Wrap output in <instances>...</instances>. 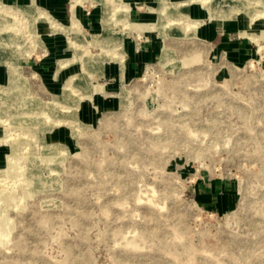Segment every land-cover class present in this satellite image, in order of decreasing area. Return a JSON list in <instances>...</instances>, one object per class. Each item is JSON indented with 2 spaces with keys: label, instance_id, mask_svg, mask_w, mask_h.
Wrapping results in <instances>:
<instances>
[{
  "label": "rangeland",
  "instance_id": "374dc122",
  "mask_svg": "<svg viewBox=\"0 0 264 264\" xmlns=\"http://www.w3.org/2000/svg\"><path fill=\"white\" fill-rule=\"evenodd\" d=\"M131 1L4 3L0 264H264V0L195 3L183 23L166 14L190 0ZM151 43L132 70L130 46ZM60 97L71 127L49 110L23 125L19 98Z\"/></svg>",
  "mask_w": 264,
  "mask_h": 264
},
{
  "label": "bare ground",
  "instance_id": "6f19581e",
  "mask_svg": "<svg viewBox=\"0 0 264 264\" xmlns=\"http://www.w3.org/2000/svg\"><path fill=\"white\" fill-rule=\"evenodd\" d=\"M209 1V0H208ZM230 1H232V5H231V9H228L227 11H229V10H231L230 11V13H228V14H230V15H233V16H236V14L237 13H239V12H244L245 10H247L249 7H252L253 6V4L248 0L247 2L246 1H244V3L242 4V2H241V0H236V1H234V0H230ZM199 2H201L202 3V5L203 6H205L206 5V2H207V0H190V1H186V2H179V3H176V4H174L172 7H173V14L171 15V16H169L168 14H166L168 17H166L170 22H181V23H183V22H185L186 20L188 21V19H187V17L186 16H183V18H176L175 16H177V14H179V12L180 13H184V12H188V10H189V6L190 5H192V4H195V3H199ZM227 2H228V0H220V1H217V0H214V3H213V5H212V7H210L209 8V11L210 12H212L213 14H216V15H218V14H223L224 12H225V10H226V8H224V6L227 4ZM262 1L261 0H259L258 1V3H261ZM240 4H242V6L240 7ZM179 7L181 8V10L179 11ZM176 8V9H175ZM204 8V7H203ZM178 9V10H177ZM13 9H12V7H10V6H8V5H4V3H0V21L2 20V19H4V20H6V18L7 19H9L8 20V22H6V23H4L3 24V27H1L0 28V62L1 63H4L5 61H6V64H11L12 63V60H14L13 59V55H12V53H11V51H9V48H6V46H8V43H10V41L12 40L11 38L9 39V40H7V39H5L4 38V32H7V31H9V30H14V28H13V26L12 25H10L9 24V22H10V19L12 18H14L15 17V13H13V11H12ZM26 10V12H28L29 13V11H31L32 12V10L31 9H29V8H27V9H25ZM38 13H40V12H38ZM248 13H250V12H248ZM247 12H245V14H248ZM44 14V13H43ZM226 14V13H225ZM238 15V14H237ZM259 15H261V14H253V15H251V16H253V17H255V16H259ZM224 18H227L228 16H224V15H222ZM38 18H39V16H37ZM27 21V25L25 26V29H23L24 30V34H25V36H26V33H28L29 32V30H35V21L33 22L32 20H28V19H26L25 21H23V19L21 20V22H26ZM20 22V23H21ZM51 24H53V23H51ZM196 25H198V23H195ZM193 25L192 26V29L193 28H195L196 27V25ZM19 26V25H18ZM31 30V31H32ZM6 38H8V37H6ZM14 40H13V42L14 41H18V39L16 38V37H14L13 38ZM7 40V41H6ZM97 44L98 45H103V42H101V39H97V38H94V40L93 41H91V42H89L88 43V46H91V45H96L97 46ZM106 52H108V51H105V53ZM5 53H9L8 54V57L6 56L5 57ZM104 53V52H103ZM2 76V75H1ZM11 81H13V80H10V82ZM84 81V80H83ZM72 83L73 82H69L68 84H67V87L69 88L70 86H72ZM68 88H66L65 90H67L68 91ZM70 89V92H74L75 90H74V88H69ZM15 90V89H14ZM14 90L10 87L9 88V86H7V88L6 87H4V88H2V92L5 94V96H3V95H1L0 96V109H2V110H6L7 108H9V106L11 105V102H10V99H12V101H16V99H14V98H12V97H17V95H15L14 93ZM76 92V91H75ZM7 94H8V96H7ZM11 94H13V95H11ZM63 98V97H62ZM61 97H60V99H58V101L56 102V100L55 101H53V103H46V104H44V105H40L39 103L37 104H32V103H34L35 101L34 100H32V99H30L29 100V98H19L20 100H21V104L22 105H20L19 106V104H18V109H22V108H24L18 115L19 116H21V118H24L25 119V122H23V125H31L30 124V122L29 121H33V122H39V120H38V116H39V112L41 111V110H44V111H48L49 110V114H51L49 117H48V119H49V121L50 120H55L56 118L58 119V121H65V123H66V125H67V127L69 126V127H71L70 125L72 124V122H71V117H69V119H64V120H60L59 118H58V116H57V114H56V111L57 112H59V109H60V105H61V100H63ZM4 99H7L8 101H6V100H4ZM18 99V100H19ZM3 100H4V103H3ZM31 101V102H30ZM26 103V104H25ZM68 103V102H67ZM52 106H51V105ZM70 104V103H69ZM63 105V107H62V109L64 110V108H65V110H68L69 109V106H67L66 105V103L65 104H62ZM65 106V107H64ZM15 107V106H14ZM16 108V107H15ZM30 110H32V111H30ZM6 112V111H5ZM30 113H32L30 116H28ZM67 113V112H66ZM11 114H15V112H11ZM59 115V114H58ZM56 117V118H55ZM6 121H7V119H6ZM55 121H57V120H55ZM47 122V120L45 121V123ZM15 124V123H14ZM13 124V125H14ZM18 125V124H17ZM14 128V127H13ZM18 128H20V127H18ZM24 128V127H23ZM22 128V129H23ZM16 129V128H15ZM25 129V128H24ZM30 130V129H29ZM29 130H23V131H18V130H14V132H16V133H18L19 132V134L20 135H23V136H26V137H30V138H33L32 137V133L29 131ZM70 130H72V129H70ZM10 135V134H9ZM34 136V135H33ZM16 138V137H15ZM26 139V138H25ZM19 140V139H18ZM12 141H13V138H12ZM27 141V140H26ZM15 144H16V140H15V142H14ZM22 144V143H21ZM25 144V143H24ZM13 147L15 146V145H12ZM14 149H17V148H14ZM13 149V150H14ZM19 150V149H18ZM18 157L17 156H9V159L11 160V159H17ZM18 160H21V159H18ZM17 160V161H18ZM20 165V164H19ZM9 166H11V165H9ZM8 166V167H9ZM21 166V165H20ZM20 166H18L17 168H10V174H9V176H10V178L11 177H17V175H22V173H21V170H20ZM7 167V168H8ZM20 171V172H19ZM1 173V172H0ZM7 179H8V177H7ZM34 180H36L37 182H42V181H40V180H42V179H40L39 180V177H35L34 178Z\"/></svg>",
  "mask_w": 264,
  "mask_h": 264
},
{
  "label": "crops",
  "instance_id": "0c3cea01",
  "mask_svg": "<svg viewBox=\"0 0 264 264\" xmlns=\"http://www.w3.org/2000/svg\"><path fill=\"white\" fill-rule=\"evenodd\" d=\"M133 1H138V0H132L131 2ZM14 2L25 3L27 2V0H0V3H6V4L14 3ZM49 2L51 6H56L59 5V2H61V0H49ZM129 18L131 21H140L143 19V16L140 15L138 9H132ZM128 50L131 54L130 68L132 70H135L137 66H140L141 64L151 60L153 55L158 52V47L154 43H151L150 45H144L142 50L138 51V49H136L135 46L132 44ZM202 195L205 196L207 199L212 200L216 195V187L208 189L207 193L202 192Z\"/></svg>",
  "mask_w": 264,
  "mask_h": 264
}]
</instances>
